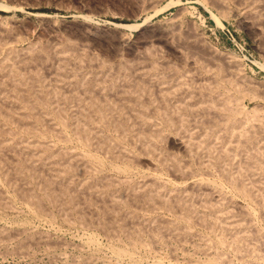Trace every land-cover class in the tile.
Instances as JSON below:
<instances>
[{
	"label": "bare ground",
	"instance_id": "obj_1",
	"mask_svg": "<svg viewBox=\"0 0 264 264\" xmlns=\"http://www.w3.org/2000/svg\"><path fill=\"white\" fill-rule=\"evenodd\" d=\"M158 1L146 0L145 8ZM211 1L228 7L226 0ZM237 1L245 20L264 35V0ZM178 23L169 24L164 37L195 66L192 72L162 62L150 39L143 57L115 71L68 40L19 49L16 34L2 27L0 219L17 212L21 201L31 218L46 224L100 229L119 260L174 242L179 250L194 244V255L185 254L188 264H264V232L256 223H264V111L245 103L262 97L215 68L198 36H186ZM172 135L184 157L164 150ZM142 159L153 171L140 169ZM226 185L243 205L228 196ZM29 224L26 218L16 233L3 225L0 245L16 237L20 249L26 246L35 238L26 233ZM94 236L87 237L92 245ZM87 258L84 263H93Z\"/></svg>",
	"mask_w": 264,
	"mask_h": 264
},
{
	"label": "rangeland",
	"instance_id": "obj_2",
	"mask_svg": "<svg viewBox=\"0 0 264 264\" xmlns=\"http://www.w3.org/2000/svg\"><path fill=\"white\" fill-rule=\"evenodd\" d=\"M142 1L144 0H0V24H2L0 25V30L3 31V29H8L7 31L11 35L16 34L14 38H19V43L17 39V41H14V38H11V40H13V43L17 45L19 49L26 48V46L32 43L38 47L46 45L59 46L66 44L68 41L78 44L80 48L84 47L83 49H85L87 54L90 52L88 55H94V57L92 55H90V57L95 58L96 61L99 60L97 63L100 61L108 65L111 63L110 67L116 68L115 71L118 70L117 68H119L122 63L126 61L134 62V60L136 61V59L143 57L147 51V47L150 46V44L146 45L144 41L150 39L152 40L150 47H155V50L157 49L156 53L158 52L157 54L162 62H165V64L172 62L171 65L173 64L174 66L176 64V67H174L180 70H183L185 66V69H190L192 72L195 66L181 57L176 51H173L174 49L172 48L174 47L172 43H169L164 37V34L167 33V28L170 30V25L178 21V26H182V32H185L184 34H186V36H198L197 39L200 43L199 47L202 45L200 49L207 55V57L204 55L206 60L210 59L211 61L209 60V62L211 64H216L215 68L221 67L227 78L234 79V77H236L235 80H242L243 82L241 81V83H245L249 87L254 86V91L256 90L257 94H260L259 97L262 98L252 103L246 100L245 103L249 107H254L255 105H259V107L262 106L260 109L264 111V35L261 32L259 33V30L255 27L253 28L250 21H246L247 19L245 20L246 16L239 6V1L232 0L231 2V0H226L228 2V7H230L229 9H226L228 8L226 7L223 10L213 5L211 0H159L158 5H155V7L152 6L151 8H145L146 0L144 2ZM239 7L240 9H238ZM223 15L226 16L223 17ZM134 26H136V28ZM9 29L12 30V33ZM193 32L195 33L192 34ZM201 35L202 38H200ZM261 37L263 38L261 39ZM174 38L178 40L177 35ZM175 39L173 41L174 43L176 42L175 44L177 45L178 41H175ZM203 40L204 43H202ZM203 44L205 47H203ZM211 47L214 49H211ZM211 52H213V54ZM231 67L233 68L230 69ZM244 73L247 76H245ZM174 136L175 135L170 136L167 143L165 141V145L163 146L164 150H167V153L172 152L173 154L174 152V154L184 157V149L175 141L177 138ZM143 160L146 159H142L141 161ZM141 161L139 163L140 169L144 171H153L154 165H150V162L147 160L142 163ZM163 176L167 180L174 179L171 173H166ZM192 180H190V182ZM225 191L229 194V197H232L234 200L236 199L237 203L241 205L244 204V201L235 195L228 185H226ZM20 203L18 202L17 204L19 208L17 212L10 211L3 214L2 217L5 220L3 219V222L2 218L0 219V227H2L0 228V232L5 231L6 227V230L8 229L7 231L12 233L14 230L16 233L17 229L15 230V228L21 226L27 218L30 219V224L26 227V233H30V231L31 233L34 232L35 238H31L30 240L29 238L26 239L29 241L28 242L25 240L26 233H23L24 235L21 237L24 238L25 245H27L23 246L25 248L21 247V249L19 248L20 246H18L19 240L16 237H14V241L12 237L9 239L11 241L7 240L8 242H3L0 245V264H87L86 262L84 263V260L89 258H87L89 254L92 260L94 259L91 264H188L186 257L189 254L194 255L195 253V248L192 246L194 244L179 250L181 246L178 247L179 244L173 242L168 246H164V248L161 246H153L156 247L153 249L151 246V249L147 251H137L134 255L135 257H133L134 259L119 260L112 254L111 247L114 245L113 240H111L108 235V237L104 235L105 233L103 231L102 233L100 229L91 227L88 230L86 228L68 226L61 222L59 223V221L54 225L49 223L46 224V221L44 223V221L42 222L40 219L36 220L31 218L27 209ZM15 213H17V216ZM18 213L20 215H18ZM17 219L22 224L17 223L19 222ZM261 222L262 219L257 220V227H260L259 229L264 232V223ZM3 225L5 227H3ZM32 229L34 230L32 231ZM197 230V232L205 231L201 228ZM37 231H40L39 233L41 235L38 234L40 237L37 236ZM204 233L206 234L207 231ZM93 234L97 241L92 245V243L88 242V236H93ZM38 239H40L39 242ZM30 241L32 244V246L30 245L31 247H29ZM37 242L40 246L36 245L38 244ZM61 242L62 244H60ZM64 242H66V244ZM85 244L88 245L86 246ZM95 245H97L98 248ZM89 246L91 247L90 249L88 248ZM188 250L189 252H187ZM169 251L172 252L170 253ZM20 252L23 253L21 254ZM92 254L95 255L94 258ZM227 254L228 257L232 255L230 252H227ZM199 257V260L205 259L203 256ZM83 258L84 260H82Z\"/></svg>",
	"mask_w": 264,
	"mask_h": 264
}]
</instances>
